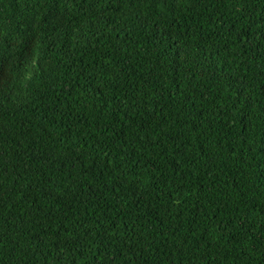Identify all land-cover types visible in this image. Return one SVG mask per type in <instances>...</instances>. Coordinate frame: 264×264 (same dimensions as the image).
<instances>
[{
	"label": "trees",
	"instance_id": "1",
	"mask_svg": "<svg viewBox=\"0 0 264 264\" xmlns=\"http://www.w3.org/2000/svg\"><path fill=\"white\" fill-rule=\"evenodd\" d=\"M0 264H264V0H0Z\"/></svg>",
	"mask_w": 264,
	"mask_h": 264
}]
</instances>
